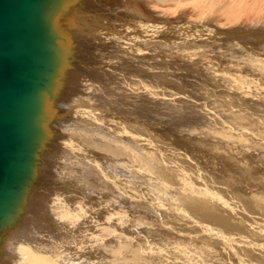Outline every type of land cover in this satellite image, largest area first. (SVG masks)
<instances>
[{"label":"bare ground","instance_id":"bare-ground-1","mask_svg":"<svg viewBox=\"0 0 264 264\" xmlns=\"http://www.w3.org/2000/svg\"><path fill=\"white\" fill-rule=\"evenodd\" d=\"M106 2H112L120 9L147 8L152 14L170 19L176 16L182 17L186 23L183 27L179 26L178 29L173 26L175 31L162 25H147L133 17L130 11L118 12L115 6L107 5ZM41 8L43 10L41 24L45 36V46L47 48L51 45L57 52L51 54L50 57L45 55L43 58L37 82L33 84V97L27 106V109H32L31 113L33 114L29 115L26 112L27 109L24 113V116L25 114L29 115L28 133L26 135L22 120L18 146L16 143L17 148H20V154L15 152L9 169L7 170L5 167L2 172L0 264H156L158 258L163 253L168 254V251L171 254L175 252L177 254L176 257H174L176 254L174 256L169 254V259L171 256L174 257V260H170V264H264V180L253 181L252 187L258 188V191L256 194H252L249 200L241 192V188H238L241 186H238L231 177L225 176L221 178L222 181L217 183L220 185L218 194L225 195L226 193L228 195H226L228 199L226 202L220 199V196L217 197L216 193L205 191L206 187L204 189L195 188V185L189 183L190 181L187 183L183 179L189 177L186 172L191 167L190 161L189 165L184 163L183 168L185 167L186 170L183 172L179 169L182 164L177 167L178 162L174 159L175 154L171 156L173 154L170 155L167 151L158 149L157 145L155 147L145 138L144 140L134 135L124 137L125 135L122 136V134L117 135L116 139H114L115 137L109 138V134L103 133L99 127L98 132L100 133H94L96 128L94 123L102 125L101 122H98L100 116L96 117L94 112L104 110L98 107L93 100L96 95L99 97V94L102 96L103 93H106L102 87H106L112 82H107L109 80L108 71H110H107V67L109 64L117 63L113 60L118 59L119 61L120 59L118 62L120 66L121 59L125 57L139 59V56L145 54L143 53L145 50L151 53V49L159 46L158 49H177L188 52L192 59L197 56L204 57V55L207 57V54L211 53L241 56L244 58L241 59V63L248 66V70L252 71V74L255 73L263 82L260 92L264 93V0H43ZM198 21L203 25L201 26L200 23L197 25ZM174 34L176 35L173 36ZM22 37H24L23 31ZM247 42L253 46L254 50H249L250 46ZM140 59L142 60L136 61L139 64L147 60L145 57ZM245 70L247 69L245 68ZM213 72L210 75L212 78L210 81L214 80L223 85L221 89L224 94L221 95L224 97L212 96L216 86L213 92V88L210 89L211 91L206 88L204 91L202 88L204 92L201 96L203 95L208 101L214 102V112L212 113L215 114L216 111L218 114V117H215L221 129L212 132L211 127L208 129L205 126L201 133L205 137L204 142L209 137L215 142L211 148L213 153L214 150L222 152L221 149H227L229 153L236 150L234 154L239 153L242 157H246L245 155H251L249 154L251 150L255 153L259 151V157L263 156L261 159L264 161V149H261L260 144L255 143L260 146V148L257 146L259 150H255L256 148L251 146L254 142L252 144L250 142L252 139H255L256 142L262 141L264 138L262 137L264 119L261 122L258 119L254 121L251 117L253 113L247 114V109L250 106L247 99L249 98L251 102L255 100L253 92H251L255 90H250V86L246 87L249 82L242 81L238 86L233 87L234 81H231L233 78L228 79L232 83H230L232 87L226 86L223 83L226 74L216 76L215 72V77H212ZM129 86L132 85L129 84ZM134 86L136 87V85ZM217 87L220 88V86ZM136 89H130L129 95H136ZM119 90L121 91V89ZM153 90H145V98L150 97L151 103L161 100L160 103H164L163 106H171L173 98L170 100L169 95L167 97L163 92L157 91V93ZM112 96L114 95L112 94ZM212 102L211 104L207 103L210 104V110ZM252 104V108H256V104ZM96 106L100 109L98 110ZM260 107L262 106H259V109ZM174 108L173 105L172 110ZM209 113L211 114L210 111ZM171 114L169 117L172 116ZM213 119L209 118L210 121ZM131 126H134L133 123ZM186 126L185 128L188 127ZM195 127L194 132L201 130H198L197 126ZM216 128L218 129V127ZM196 129L197 131H195ZM184 132H180L179 135L182 136L181 133ZM186 132L183 135H186ZM194 132L190 138L193 135L196 137ZM231 133L234 134L231 135ZM246 135L250 138L249 144H246L247 139L244 138ZM125 141L128 142L122 145L121 142ZM239 143L245 144L239 145ZM193 144L196 146V143ZM173 152L175 151L172 150ZM103 153L111 155L116 161L123 160L127 168L130 169L128 171L132 174V178L134 176L139 179L140 183H143L142 186L146 187V193H142L143 188L141 193L138 192V196L137 192L133 191L134 194H132L136 196L133 197L135 202L132 204L136 203V206L140 207L147 216L150 215L158 225L145 224L143 221L145 218L138 214V218H134V222H131L128 220L127 212H123L122 209V211L107 209L105 214L103 212V214H98V208H95L98 209V213L93 211L94 205H91L94 207L88 206L81 199L76 201L78 197L75 198L76 202L73 201L75 204H72L73 199L67 198L68 195L65 198L62 197L54 188L61 178L63 179L67 177V174L71 175L79 169L77 167L86 168L89 163L91 166H95L94 162L97 157ZM91 159L95 161L90 162ZM180 159L183 160V158ZM174 160L177 162L176 164ZM96 166L98 168L99 165ZM198 166L196 165V167ZM191 168L190 170H192ZM180 172L186 177L178 174ZM82 173L84 172L82 171ZM90 174L92 171H87L86 176ZM86 176L84 175V177ZM106 177L105 179L108 181ZM195 177L192 174V178L196 179ZM207 180L209 183L212 181ZM84 182L81 181V183ZM41 183L44 185H39ZM112 183L109 188L113 191L116 187V191H118L116 184L114 186ZM128 185L130 184L128 183ZM211 185L213 186V184ZM137 186L142 187L138 183ZM52 187L53 190H50ZM125 187H127L126 190L129 186ZM125 190L122 191L125 193ZM59 191L61 192L60 189ZM69 192L71 193L70 190ZM17 194H21V196H17ZM89 207L91 208L89 209ZM87 219H89L88 223H85ZM80 225L83 227L86 225V228L82 229L84 231L79 232V229L82 228ZM53 226L63 230L64 234L58 236ZM119 229H121L120 231L125 229L128 233L126 231V234L119 232ZM188 229L190 233H188ZM77 235H80V240L78 237L76 238ZM71 238H76L75 240L78 239L80 242L77 243L75 240L72 242ZM74 244L78 246L80 253L75 251L76 254L66 255L65 252L69 251L70 253L75 250H72L71 246ZM88 247L90 249L86 253L85 249ZM59 248L62 249L61 252H59ZM162 257L158 264L164 261V258L166 259V256L162 255ZM169 259L165 262L168 263Z\"/></svg>","mask_w":264,"mask_h":264},{"label":"rangeland","instance_id":"rangeland-1","mask_svg":"<svg viewBox=\"0 0 264 264\" xmlns=\"http://www.w3.org/2000/svg\"><path fill=\"white\" fill-rule=\"evenodd\" d=\"M106 4L107 5H111V6H115V4L113 5L112 2H109V3L106 2ZM115 7H116L115 8L116 11H118V12H120V11H122V12L130 11L131 15L133 17L137 18L138 20H140L141 22H144L147 25L148 24L157 25V26H161L162 25V26L171 28L172 31L174 30V27H175V29L176 28L178 29L179 26L183 27L185 25L184 23H186L185 19L182 18V17L180 18V17L176 16L177 18L176 17H172V19H170V18H167V17H164V16H159L157 14H152V12L148 11L147 8L141 9V8H138V7L137 8L133 7V8L120 9L117 6H115ZM130 12H128V13H130ZM165 19H167V20H165ZM194 22H196V21L194 20ZM197 23H198L197 25H199V23L201 24V26L203 25L202 22L198 21ZM175 35L176 34H174L173 36H175ZM250 41H252V40H250ZM249 46H250V48L249 47L248 48H249L250 51L254 50L253 46L251 44H249ZM158 48H160V46L156 47L153 50L151 49V53L148 50H145L143 52L145 54H143L141 52V54H143V55L139 56V59L134 58V57L133 58L131 57L132 59L129 58V57H127V58L123 57L124 59H121V63L122 64L120 63V66L122 65V67H120L118 65L119 64L118 62L120 61V59H119V61H118V59L116 61L113 60V62H117V63H115V65L109 64V67H107L108 68L107 71L108 70H110V71H108L109 74H108L107 77L109 78V80L107 78V80H108L107 82L108 83L111 82V81L112 82L110 84H108L106 87L105 86L102 87L103 90H105L104 92H106V93H103L102 96H100L101 94H99V97L96 95V97H94V99H93L95 104L98 105V107H100L101 109L103 108V110L105 111V112L104 111H98L97 112V110H96L94 112L96 117L100 116L99 117L100 119H99L98 122L102 123V125L100 123H94L96 128L99 127L100 129L103 130V133H105L106 135L109 134L108 135L109 138H111V137L114 138L115 137L114 139H116L117 135H120V134H122V136L125 135L124 137L130 136V135H132V136L134 135L137 138H142V139L145 138L149 142H152V144L155 147L157 145L158 149L163 150V151H167L170 155L173 154L171 156H174V154H175V156H174L175 158L174 157L173 158L176 159V161L178 163L175 162V160H174V163L175 164L177 163V165H178L177 167H179V165L181 166V164H182V167L179 168L182 171L186 170V169H184L185 167L183 168L184 163L189 165V161H190L192 163V164L190 163V166L192 167V168L191 167L190 168L192 170H190V168H189L188 171L186 172V173H188V175L187 174L186 175L189 176L188 177L189 179L188 178H183V179L187 183H188V181H190L189 183L191 185H193V186L195 185V188L199 187L201 189H204L206 187L205 191L210 192L212 194L216 193V196L217 197L220 196L219 198L224 200L225 202L228 201V199L226 198L227 194L226 193H225V195H223L222 193H221L222 195L218 194V191H219L218 188L220 187V185L217 184L218 181L219 182L222 181L221 178H223L225 176L229 177V178L230 177L233 178L235 180V183L238 184V186H241V187H238V188H241V192H243L244 196L246 195L245 197L248 200L251 199V195L252 194L253 195L256 194L257 191H258V188L256 189V188L252 187V185L254 183L253 181H263L264 180V167H263L264 166V161H263V159H261V158H263V156L260 158L259 157L260 156L259 151H256V153H255L253 150H251L249 152V154H251V155H245L246 157H242L239 153L234 154L236 150L230 151V153H229L227 149H221L222 152H220L218 150H214L216 153L215 152L213 153V151H211L213 149H211V148L215 144V142L213 140H210L211 138L209 136H208L209 140L205 139L206 142H204V138L205 137H203L204 135H202L201 133H202V130L205 129V126H207L206 128H208V129H210V127H211V131L212 132L215 131V130L217 131V130L221 129V127H220V125H218L217 118L215 117V116L218 117V114H216V111H215V114L212 113V112H214V110H213V106L215 105V104H213L214 102H212L210 100L208 101V99H206L202 95L204 97L203 98L201 96V94H203V92L206 91V89L211 91L210 89L213 88L212 89V92H213V90L215 89V86H216V90H214L212 96L214 95V97H216V96L224 97V95H221V94H224V92L221 89L223 87V85L220 82H217V81H214V80L210 81V79H212L210 77V75H211V73L213 71H215L217 74L215 72H213V76L212 77H215L214 74H216V76H223L224 74H226V75H224L226 77H225V80H224L225 82L223 81V83L226 86L230 85L229 87H232V86L236 87V86H238V84H240L239 82H241V81L242 82H247V83L249 82V84L246 87L248 88V86H250L249 87L250 90H255L257 92L251 91V92H253V96H254L255 100H253V102H251L249 98L247 99L248 100V104L250 105V106L249 105H247V106H249L250 111H249V109H247L248 112L247 111L246 112H247V114L248 113H250V114L253 113L254 115L251 114V117H253V120L255 121L256 119H258L259 122H261L264 119V93L260 92V90H262V88H263V86H262L263 82L259 80V77L255 73L252 74L253 72L252 71L250 72L248 70V66L244 65L243 63H241V59H244L241 56H238L239 57L238 58L236 55H229L228 53L227 54L230 57L228 55H226V53L225 54L221 53L219 55L218 54L214 55L213 53H211V54H207V57H206V55H204V57L197 56V57H195V59L194 58L192 59L188 52H184L182 50H177V49L164 50V49H158ZM45 50L46 51L44 53H45L46 57H50L51 54L53 55L55 52H57V51H55V49L51 45L48 46L47 48L45 47ZM231 56H232V58H231ZM143 57H145V60L147 59L146 62L141 63L142 62L141 61L140 62L141 64H139V62L138 63L136 62L138 60H142L140 58H143ZM134 60H135V62H134ZM110 62H111V60H110ZM133 62H134V64L136 63L135 64L136 66L133 64ZM235 64H237V65H235ZM239 64H240V66H238ZM242 64H243V66H241ZM142 65L144 66V68H143ZM225 65L227 66V68H226ZM206 66H208L209 68L206 67ZM204 67H206V68H204ZM229 67L231 69V72H230ZM113 68H114V70H113ZM245 68L248 71L245 70ZM241 69L243 70V72H242ZM149 70H151V71H149ZM234 71L237 74H235ZM244 74L245 75L247 74V75L245 76ZM243 77H244L245 81H243L244 80ZM207 78H208V80H207ZM228 79H230V80L232 79L231 81L232 82L234 81L233 82L234 84H232L230 82V80H228ZM216 80H218V79H216ZM36 82H37V80L35 81V83ZM260 82H261V84H260ZM147 83H149V84H147ZM230 83L232 84V86H231ZM33 84H34V82H33ZM129 84L132 85V86H129ZM257 84H259V85H257ZM134 85H136V87ZM251 85H253V87H251ZM139 86H140V89H139ZM209 86H210V88H209ZM217 86H220V88L217 87ZM254 87H255V89H254ZM118 88L121 89V91ZM129 88L130 89L134 88V90H135V88H137L136 89L137 97L134 94L129 95V92H130ZM202 88H204L203 89L204 91H202ZM127 89H129V90L127 91ZM148 89H149V91L154 89L153 90L154 92H157V91L163 92L165 95H167V97L169 95L168 98L169 99L173 98L172 99V101H173L172 104L174 105V107L176 109L174 108V110H172L173 109V105L172 104H171V106L170 105L167 106V107L171 108V109L170 108L168 109L166 106H163L164 103H162V102H161L162 104L160 103L161 100H156L157 102L154 101L153 103H151L152 101H151L150 97H146L145 98V96H146L145 90L148 91ZM217 89H219V90L217 91ZM137 90H139V91H137ZM116 91H118V92L120 91V92L118 93ZM115 92H116V94H114ZM217 92H219V93H217ZM104 94L105 95L107 94L106 97H105ZM112 94L114 96H112ZM212 96L210 94L211 98H212ZM260 97L263 98V99H261ZM97 98H98V100H97ZM110 98H112V99H110ZM103 101H105V102H103ZM195 101H197V102H195ZM204 101L205 102L208 101L207 103H210V104L212 102L213 105H211L212 106L211 110H210L211 107H209L210 104H207V103L205 104ZM252 103L256 104L255 105L256 108H252V106H253ZM187 105H189V106L186 108ZM155 106H157V107H155ZM162 106L164 107V109H163ZM207 106H208V108H209L208 110L211 112V114L207 110ZM259 106H262L263 108L260 107V109H259ZM31 108H33V107H31ZM96 108H97V106H96ZM165 108H166V110H165ZM251 109H252V111H251ZM31 111H32V109H29V108L26 110V112L29 115L33 114V113H31ZM175 111H176V113H175ZM173 112H174V115H173ZM102 113H103V115H102ZM106 113H108L107 114L108 116L106 115ZM166 114H168V115H166ZM169 114H171L172 116L169 117L170 116ZM203 114H205V115H203ZM208 116H209V118L213 119L215 117L216 119L214 118L213 121L212 120L210 121ZM166 117H167V119H166ZM153 119H154V121H153ZM249 119L252 120V118H249ZM128 120H130V121H128ZM208 121H209V123H207ZM132 123H133L134 126H131ZM206 123L208 125L210 124V126H208ZM118 124H120L121 126L118 125ZM212 124H213V126H212ZM138 126H140V127H138ZM185 126L187 128H189V127L190 128L187 129V128H185ZM195 126H197L198 130L201 129L200 130L201 132L199 131L200 133L197 131V129L195 131H197L198 133L193 131V129L196 128ZM199 126L203 127V128H200ZM255 126L257 127V124ZM258 126L260 127V130H262V129L264 130V128H263L264 125H262L263 126L262 129H261L260 125H258ZM216 127H218V129ZM96 128H95V132L94 133H96V132H98L100 130L99 128L98 129H96ZM190 129H192L191 131L194 132L196 137H194V135H193V137L190 138V136L193 134V132H191ZM186 130H187V132H186ZM182 131H185L187 134L183 135V134H185V132H184L183 134L181 133L182 136H180L179 134ZM98 133H100V132H98ZM123 133H125V134H123ZM232 134H234V133H231V135ZM228 135L230 136V132H229ZM247 136L248 135H246L244 137L245 139H247L246 140V144L247 143L249 144L250 142L252 144L254 142V144L251 145V146L255 147L256 148L255 150H259L260 146L262 147L261 149H264L263 148V146H264V144H263L264 143V141H263L264 138L262 139V141L258 140L260 143L258 141L255 142V139H252V141L249 142L250 138H248ZM262 137H264V132H263V136ZM191 141H192V143H191ZM126 142H128V141L121 142V143H122V145H124ZM200 142H201V144H200ZM193 143H196V146ZM255 143L256 144L257 143L260 144V146L256 145ZM242 144H245V143H239V145H242ZM197 146H198V148H197ZM202 146H203V148H202ZM208 147H210V149H208ZM175 149H177V150H175ZM172 150L175 151V152L172 153ZM19 151H20V148H17L16 152H19ZM178 152H180V153L177 154ZM218 152H219V154H218ZM223 153H225V154H223ZM19 154H20V152H19ZM180 158H183V160L180 159ZM188 159H191V160H188ZM185 160H188V161H185ZM94 161L95 160H92V159L90 160V162H94ZM246 161H248V162H246ZM95 162H94L95 166H91V163H89V166L86 167L87 169L85 167H83V166L77 167L79 169H77L75 172H73V174H71V175L67 174V177H64L63 179L61 178L62 180L60 179V181H58V184L54 188H56L58 190L59 194L62 197L65 198L68 195L67 198L73 199L72 200V204L74 202H76V201H79V199H81V200L85 201L88 204V206L94 205L95 207L94 206H91V207H94L93 208L94 212L95 211L97 212V210L99 209L98 210L99 213L97 212L98 214H103V213L105 214L106 213L105 210H107V209H109L111 211H114V210L115 211L116 210L122 211L123 210V212H125V213L127 212L126 214H128V216L130 217V219L128 217V220H131V222L132 221L134 222V218H136V217L138 218V215H139V216H142L143 218H145L143 220L145 224H147V225L151 224L153 226L154 225H158V223H156L155 220L150 215L147 216V214H144V211L142 209H140V207L136 206V203H135V205H133L134 202H135L133 200V197L136 196L138 194V192L141 193V191H143L142 188L144 189V191L142 193H146V189H145L146 187L144 188V186H142L143 183H140L138 178H136L134 176L132 178V174L128 171L130 169H128L127 165H125L126 163L123 160H121V159L116 161V159H113L111 157V155H108V154L105 155V153H103L102 155L99 154V156L97 157V160ZM96 165H99L98 168H97ZM192 165H194V166H192ZM196 165L197 166L199 165L198 166L199 168L196 167ZM121 166L123 168L124 167H126V168L123 169ZM101 167L103 168V170H102ZM120 167H121V169H120ZM65 169H66V167H65ZM82 171L85 174L82 173ZM87 171H89V172L92 171V174L86 176ZM201 171H203V172H201ZM101 172H103L104 174H102ZM198 172H201L203 175L201 173L198 174ZM178 174H182V173L180 172ZM192 174H194L196 176L195 177L196 179L192 178ZM80 175H81V177H80ZM84 175L86 177H84ZM205 175H206V177H205ZM82 176L84 177L85 182H84V180H82L83 179ZM102 176H103V178H102ZM118 176H120V177H118ZM184 176L185 175H183V177ZM105 177L108 179V181L105 179ZM87 178H89V179H87ZM114 178H116V179H114ZM206 178L209 179V180L212 178L211 180L213 182L210 180L211 182L209 183V181ZM30 180H32V179H30ZM201 180L205 184H203ZM81 181L86 183V184L83 185L84 183H81ZM111 181L114 182V183H112ZM126 181L130 185H132L131 187L133 189L130 187V185H128V183ZM71 182H73V183H71ZM111 183L114 186L116 184V186L118 188V191H116V187L113 189V191H112V189L109 188V185H111ZM117 183H118V185H117ZM137 183H138L139 186L141 184L142 187H138ZM124 184H125V186H129L128 189H130V188L131 189L130 190H128V189L125 190V188H127V187L123 186ZM211 184H213V186ZM39 185L42 186V185H44V183H41ZM248 185H249V187H248ZM59 189L61 190V192L59 191ZM138 189H140V190H138ZM254 189H256V190H254ZM50 190H53V187ZM69 190L71 191V193L69 192ZM122 190H125V193H127V194H125ZM136 190H138V191H136ZM133 191H134V193L137 192L136 195H133L134 194ZM16 192H17V190H16ZM121 192H123V193H121ZM105 193H107L108 195L105 194ZM17 196H21V194H17ZM75 198H77V200ZM91 207H89V209ZM95 208H98V209L96 210ZM186 211L188 212V210H186ZM188 215H191V214L188 213ZM88 220L89 219H87V221H85V223H88ZM93 221H94V219H93ZM82 224L84 225V222ZM91 224H93V223H91ZM83 225H80V227H82V228L79 229V232L83 228L84 229L86 228V225L84 227H83ZM90 226L92 227L93 225H90ZM206 226H208V225H206ZM212 227L216 228L215 226H212ZM154 228H158V227H154ZM120 230L121 229H119L118 231L119 232H123V233L126 231L125 229L123 231H120ZM82 231H84V230H82ZM55 232H56V234L58 236H62V234H64V231L61 230L60 228H58V229L55 228ZM126 232L128 233V231H126ZM126 232L124 234H126ZM188 233H190L189 229H188ZM79 236L77 235L76 238L78 237V239L80 240ZM76 238H73V239L71 238V241L73 242ZM78 239L75 240V241H77V243L80 242ZM157 244H158V242H157ZM75 245L76 244L71 245L73 247L72 250L75 249L73 251L74 253L71 252V251L69 253V251H67V252H65L66 255L67 254L68 255L69 254L70 255L76 254L75 251L76 252L78 251V246L76 245V247H75ZM80 246H82V245H80ZM83 247L85 248L87 246H83ZM88 249H90V248L89 247L86 248L85 252ZM172 250H171V252H172ZM61 251H62V249L59 248V252H61ZM78 253H80V252L78 251ZM86 253H88V252H86ZM164 254H166V255H164ZM169 254H171V253H169V251H168V254L167 253H163L162 255L164 257L166 256V259L164 258V261H162L163 263L161 262L159 264H165L166 263L165 260L167 261L170 258ZM174 254H176V252ZM174 254H171V255L174 256ZM162 255H161V257H162ZM176 256H177V254L174 257H176ZM174 257L171 256V259H169V262H168L169 264L172 261V259L174 260ZM160 258H158V259L161 261ZM159 260L157 261V259H156V261H157V262L155 261L156 264H158V262H160ZM162 260H163V257H162ZM168 263H166V264H168Z\"/></svg>","mask_w":264,"mask_h":264},{"label":"water","instance_id":"water-1","mask_svg":"<svg viewBox=\"0 0 264 264\" xmlns=\"http://www.w3.org/2000/svg\"><path fill=\"white\" fill-rule=\"evenodd\" d=\"M42 1L0 0V184L4 168L8 170L15 157L22 120L28 133L29 115L24 113L46 47Z\"/></svg>","mask_w":264,"mask_h":264}]
</instances>
